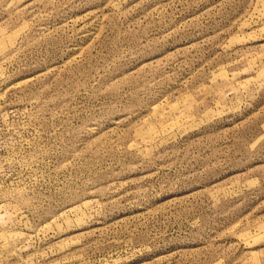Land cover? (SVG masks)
<instances>
[{"label":"rangeland","instance_id":"374dc122","mask_svg":"<svg viewBox=\"0 0 264 264\" xmlns=\"http://www.w3.org/2000/svg\"><path fill=\"white\" fill-rule=\"evenodd\" d=\"M0 264H264V0H0Z\"/></svg>","mask_w":264,"mask_h":264}]
</instances>
